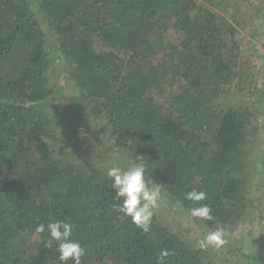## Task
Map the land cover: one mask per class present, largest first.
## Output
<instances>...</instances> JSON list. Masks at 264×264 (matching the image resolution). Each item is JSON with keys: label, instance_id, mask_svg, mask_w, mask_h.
Returning <instances> with one entry per match:
<instances>
[{"label": "trees", "instance_id": "obj_1", "mask_svg": "<svg viewBox=\"0 0 264 264\" xmlns=\"http://www.w3.org/2000/svg\"><path fill=\"white\" fill-rule=\"evenodd\" d=\"M246 1L0 0V264H61L57 243L46 247L48 232H36L57 220L74 226L81 264H157L165 250V264H221L159 216L145 233L114 210L112 180L60 147L47 112L56 99L85 101L112 147L132 163L141 156L169 202L188 212L199 205L185 194L204 191L214 220L197 225L235 228L253 211L246 161L256 126L248 106L220 98L248 78L235 43ZM54 75L74 95L55 92ZM151 92L166 93L165 104ZM256 243L264 260L263 225Z\"/></svg>", "mask_w": 264, "mask_h": 264}, {"label": "rangeland", "instance_id": "obj_2", "mask_svg": "<svg viewBox=\"0 0 264 264\" xmlns=\"http://www.w3.org/2000/svg\"><path fill=\"white\" fill-rule=\"evenodd\" d=\"M251 3L255 4L260 12L253 9ZM238 4L236 12L239 15V26L236 28L235 43L247 61L248 69L245 74L248 78L243 81L242 92L234 88L238 84V81H235L230 92L220 98V103L222 106H248L249 120L256 126V135L253 138L255 142L247 146L246 161L253 211L235 228L228 230L226 244L219 249L209 247L203 250L211 259L220 261L221 264H264V260L255 258L260 256L256 241L262 225L264 226V220H259L264 218V0H248ZM172 32L170 31L169 35L175 41L177 35ZM53 86L55 92L63 86L65 94L69 92L74 95L72 86L66 81H59L57 77L53 80ZM148 96L162 104H165L163 99H168L166 93L160 92H151ZM79 99L83 100L81 97ZM56 100L54 107L49 106L55 108L56 113L51 110L47 113L52 117L56 128L61 131L57 138L63 150L73 153L78 160L106 174L107 169L112 166L126 168L132 163L112 147L108 133L100 131L101 127L94 125L95 119L88 114L85 101L75 104L74 107H64V99ZM156 216L176 234L187 238L194 247L199 248L197 242L207 233L187 211L169 202L165 197Z\"/></svg>", "mask_w": 264, "mask_h": 264}, {"label": "clouds", "instance_id": "obj_3", "mask_svg": "<svg viewBox=\"0 0 264 264\" xmlns=\"http://www.w3.org/2000/svg\"><path fill=\"white\" fill-rule=\"evenodd\" d=\"M147 165L141 156H137L135 162L130 163L126 168L112 166L107 169V176L112 180L111 188L115 198L120 201L113 205L114 210L129 217L131 222L143 232H151L153 217L156 215L161 201L164 197V186L153 181ZM185 199L198 204L188 210V215L202 221H212L214 216L208 204L201 203L206 200L204 191L193 189L185 194ZM177 207L183 209L179 200ZM49 234L46 247H52L53 242L57 243L58 259L61 264H81V258L86 254V249L79 241L72 238L74 226L63 220L49 222L45 227L40 224L36 232ZM229 233L224 228H217L209 231L197 242L200 249L209 247L219 249L228 242ZM248 253V252H245ZM250 254V253H248ZM172 255L169 251H162L157 258V264H165L166 258Z\"/></svg>", "mask_w": 264, "mask_h": 264}]
</instances>
